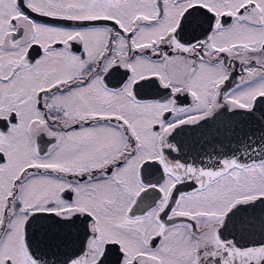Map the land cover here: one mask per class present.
<instances>
[{
	"label": "snow or ice",
	"instance_id": "obj_1",
	"mask_svg": "<svg viewBox=\"0 0 264 264\" xmlns=\"http://www.w3.org/2000/svg\"><path fill=\"white\" fill-rule=\"evenodd\" d=\"M0 264H264V0H0Z\"/></svg>",
	"mask_w": 264,
	"mask_h": 264
},
{
	"label": "flooded vegetation",
	"instance_id": "obj_2",
	"mask_svg": "<svg viewBox=\"0 0 264 264\" xmlns=\"http://www.w3.org/2000/svg\"><path fill=\"white\" fill-rule=\"evenodd\" d=\"M238 72V70H237ZM237 145L227 139L225 136H218L213 139L212 136L206 137H196L193 139H189L185 144V152L192 151V154L196 153L201 154V158L205 160V162H211L209 160V155L215 157L217 152L223 153L225 151H230L231 149H235Z\"/></svg>",
	"mask_w": 264,
	"mask_h": 264
}]
</instances>
